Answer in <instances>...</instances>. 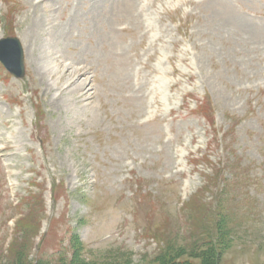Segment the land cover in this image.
Segmentation results:
<instances>
[{"label": "rangeland", "instance_id": "374dc122", "mask_svg": "<svg viewBox=\"0 0 264 264\" xmlns=\"http://www.w3.org/2000/svg\"><path fill=\"white\" fill-rule=\"evenodd\" d=\"M124 1L0 2V264H264V0Z\"/></svg>", "mask_w": 264, "mask_h": 264}, {"label": "trees", "instance_id": "16d2710c", "mask_svg": "<svg viewBox=\"0 0 264 264\" xmlns=\"http://www.w3.org/2000/svg\"><path fill=\"white\" fill-rule=\"evenodd\" d=\"M220 230H224L228 232L231 230L230 226L227 224L225 217L219 219L217 223L216 232ZM223 231V233H225ZM219 234H222L221 231H218ZM73 254L72 256L66 260H61L59 264H86V262L79 257L80 251V243L78 237L75 234L72 236L71 239ZM215 245H218L217 240ZM212 246V244H211ZM206 247V246H205ZM198 248H192L188 250L186 247H174L170 246L168 249H164L162 253V259L159 258L160 264H195L194 262H190L189 260H200V264H218L221 252L217 247H211L208 250H197ZM17 257L13 262H9L8 264H53L48 260L45 259H38L33 261L29 260V256L24 255L22 251L17 253ZM189 260H187V259Z\"/></svg>", "mask_w": 264, "mask_h": 264}, {"label": "water", "instance_id": "95a60500", "mask_svg": "<svg viewBox=\"0 0 264 264\" xmlns=\"http://www.w3.org/2000/svg\"><path fill=\"white\" fill-rule=\"evenodd\" d=\"M0 61L16 78L24 77V50L18 38H0Z\"/></svg>", "mask_w": 264, "mask_h": 264}, {"label": "bare ground", "instance_id": "6f19581e", "mask_svg": "<svg viewBox=\"0 0 264 264\" xmlns=\"http://www.w3.org/2000/svg\"><path fill=\"white\" fill-rule=\"evenodd\" d=\"M124 1V0H123ZM125 2V4H128V1H124Z\"/></svg>", "mask_w": 264, "mask_h": 264}]
</instances>
